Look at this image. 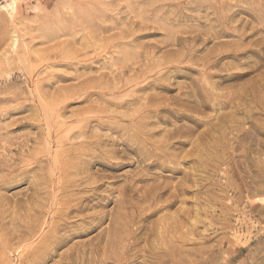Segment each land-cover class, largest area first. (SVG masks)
Returning a JSON list of instances; mask_svg holds the SVG:
<instances>
[{
	"label": "rangeland",
	"instance_id": "rangeland-1",
	"mask_svg": "<svg viewBox=\"0 0 264 264\" xmlns=\"http://www.w3.org/2000/svg\"><path fill=\"white\" fill-rule=\"evenodd\" d=\"M0 264H264V0H0Z\"/></svg>",
	"mask_w": 264,
	"mask_h": 264
}]
</instances>
